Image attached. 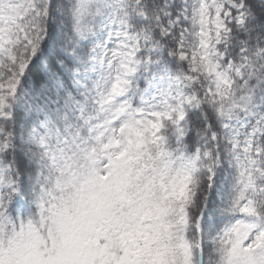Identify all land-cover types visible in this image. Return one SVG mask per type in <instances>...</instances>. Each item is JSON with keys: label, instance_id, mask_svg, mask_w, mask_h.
Returning <instances> with one entry per match:
<instances>
[{"label": "snow or ice", "instance_id": "1", "mask_svg": "<svg viewBox=\"0 0 264 264\" xmlns=\"http://www.w3.org/2000/svg\"><path fill=\"white\" fill-rule=\"evenodd\" d=\"M0 264H264V0H0Z\"/></svg>", "mask_w": 264, "mask_h": 264}]
</instances>
